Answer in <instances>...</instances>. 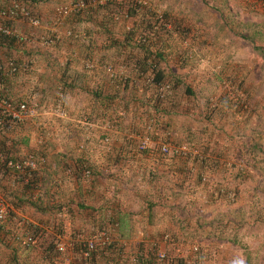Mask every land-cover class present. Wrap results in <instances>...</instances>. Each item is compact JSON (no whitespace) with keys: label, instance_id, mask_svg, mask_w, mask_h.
Masks as SVG:
<instances>
[{"label":"rangeland","instance_id":"1","mask_svg":"<svg viewBox=\"0 0 264 264\" xmlns=\"http://www.w3.org/2000/svg\"><path fill=\"white\" fill-rule=\"evenodd\" d=\"M8 1L0 0V6ZM21 1L27 4L30 10L36 13L35 15L41 17L30 6V0ZM140 1L143 9L138 11L137 17H134L128 12L131 11L132 4L136 0H116L110 14L111 18L114 16L117 18L115 22L114 19L112 20L109 28H115V32L120 33L122 30L130 31L131 27L133 29L131 31L142 30L144 36H152L156 44L153 49L159 48L158 50L165 55L164 60H158L159 66L161 68L167 66L166 75L172 70L176 76L182 78L184 82L181 85L190 86L193 94L187 95L184 92L181 94V90L174 91L175 79L171 77L172 80L168 82H172L169 84L174 91L173 98L175 103L179 102V106L174 107L176 112L174 110L172 114H159L158 117L156 112L145 110L148 107L152 108L151 96L145 103L136 98L128 102L121 101L119 96L121 92L133 95L130 91L132 87L123 89L121 88L123 81H119L120 91L112 101L111 106L114 110L110 113L115 123L120 124L124 129L122 144L125 140H131V146L128 144L124 145L126 147L121 146V142L113 139L115 123L111 127L108 126L109 142L114 145L109 159L115 160L117 164L111 167L112 170H100L98 174L101 178L97 183H94L98 180L95 174L89 184L87 183L90 188L86 187L87 184L82 185L83 189L89 190L85 196L86 201L84 194L78 192L80 195L75 196L76 199L71 201L72 205L65 208L64 213H67L68 217H65L64 213L63 216H58L57 209L52 213L48 210L39 212L31 206L23 205L15 209L11 217L16 214L13 217L16 219L10 217L4 224L3 230L5 228L21 233L22 225L36 224L41 225V228L48 232L50 229L47 226L53 221L55 227L66 229V235L68 234L69 237L65 239L75 241L79 238L77 240L79 241L82 238H94L96 241H102L107 240L109 236L112 244L122 245L120 254L125 252L129 255L124 256L127 257L128 262L123 260L122 264H264V58L250 41L243 39L237 33L240 30L252 33L256 28L264 32V10L262 7L258 9L248 5L246 0ZM168 1L174 7L178 6L175 10L169 9V12L178 17L181 23L174 35L161 32L162 37L159 38L147 25L148 20L155 19L154 11L145 6L155 2L162 5V8L158 7L155 10L156 15L161 19L162 11L168 7ZM62 2L64 5L57 9L55 7L53 14L54 18L61 20L62 24L55 28L60 38L66 42L65 37L71 36L72 30L64 24L74 4L71 0H62ZM182 6L184 8L180 9ZM42 22L37 27L23 22L25 29L22 28V31L29 35L28 42L18 43L17 50L0 48V61L14 58L20 64H26L27 68L30 63L33 66L32 56H37L42 53L44 47H48L42 45L37 36L50 33L49 27L52 21ZM135 23H139L140 26L133 27ZM243 23L253 24L243 26ZM85 26H88L90 41L83 45L82 41H79V44L78 40H75L73 45L67 44L68 48L90 51L92 39L97 45L100 42L101 46L98 47L109 48L107 38L109 35L112 36L111 33H106L100 25L92 21L89 24L85 23ZM171 27H173L171 24L167 25L169 30ZM110 48L117 49L111 45ZM183 48L193 51L195 57L193 55V59L189 58L185 60L186 62H181V53L187 50ZM82 60L85 70L92 65H100L88 59L87 55ZM116 63H103L104 66L102 65L101 68L105 72H112V68L116 67V73H119L120 67ZM87 64L91 66L88 67ZM148 66L147 70L152 67L150 64ZM106 67L110 69L106 70ZM131 72L137 76V71L133 70L127 71L126 75L129 76ZM9 77L14 86L13 90L1 92L8 94L15 101L18 99L19 102L25 101L35 112L32 116L24 115L23 123L14 130L13 135L16 138L13 141L17 140V142L15 144L13 142V145L16 154L12 152L11 155L18 159L26 153L36 159L39 167L34 170L36 172L34 177L42 176L46 180L50 179L49 196H52L50 200L57 201L55 198L61 193L60 189H66L65 193L74 195L71 182L74 183L75 180L67 179L60 184L57 178L62 170L58 169L54 162V153L49 157L43 151L46 148L50 150L55 148L56 130L52 125H48L47 128L42 126L45 115L42 118L43 112L41 113L39 102L42 98L39 96L41 91L36 84L38 78L30 80L35 83L28 82L29 91L26 89L27 69ZM143 77L146 84L152 80V76L144 74ZM7 81H4V85ZM110 107L108 109H111ZM54 108L50 103L49 109L52 114ZM139 112H142L143 117L141 125L137 124V119L136 124L132 122V118L135 119ZM65 122L67 124V121ZM148 123L153 135L142 134L145 138H149L147 148L142 150L136 146V142L141 143L139 135L145 130L148 131ZM67 126L69 127L68 124ZM76 131L81 132L79 129ZM86 133L83 139H89ZM154 136L159 138L167 136L170 152L178 150L176 154L179 155V160L183 161L187 150L192 147L193 151H197L198 156L200 154L202 157L206 156L207 162L200 163L202 160L198 157L196 166L188 165L184 172H179L176 167L181 162L168 161L171 157L166 158L167 154H162L160 147L162 141L160 139L153 141ZM26 137L29 140L27 146L21 140ZM252 145H256L258 150H254ZM205 148H210L211 151L202 152ZM3 149L6 150L5 147ZM3 149L1 148L0 151H4ZM2 154L5 155L3 152ZM172 155L174 154L170 156ZM100 156L104 155L99 153V158ZM162 158H166V162H161L162 164L170 163L168 170H160ZM139 161H144L148 166L141 169L142 164ZM121 163H124L123 166L120 165ZM90 164L93 168H97L100 163ZM4 170H6L4 167H0V173ZM152 172H156L155 174L161 177L159 184L153 186L158 187L157 191H166L171 196L162 194L160 198L155 199L158 202H155L149 217L145 207L140 206L145 205L146 202L134 200L140 189H143L140 184L144 180L143 176L146 175L149 180ZM9 173L12 174L10 175L12 178L2 179L4 176H1L0 182L10 180L11 185L15 184L21 188L25 182H28L29 177L25 178L22 173ZM163 177H167L168 181L162 180ZM101 185H104V192L98 189ZM42 190L40 189L41 193ZM3 192L4 189L0 187V196ZM37 192L38 189L34 192L36 194L34 196H37ZM101 194H107L110 199L105 198L104 203L93 199L98 197L100 200ZM167 196L172 199L167 200ZM79 203L87 208L79 210L77 205ZM106 205L110 206L105 208ZM74 210H77L76 214ZM0 236L4 238L2 234ZM233 239L236 242H233ZM113 249L116 250L112 247L110 251L113 252ZM96 252L98 257L103 259L102 254L105 249L98 247ZM63 255V264H73L72 252Z\"/></svg>","mask_w":264,"mask_h":264},{"label":"trees","instance_id":"2","mask_svg":"<svg viewBox=\"0 0 264 264\" xmlns=\"http://www.w3.org/2000/svg\"><path fill=\"white\" fill-rule=\"evenodd\" d=\"M33 1V0H32ZM79 1L82 0H74L73 4L75 5L76 3H78ZM85 3V5L82 8H74L69 14L70 19H74L75 21H79L84 22V21H92L97 25H100L101 28H103V30L106 33H111V39L109 41L110 45L117 48L118 51L121 52H125V56L124 57H120L119 59H121V62H115L116 64L120 65V70L119 73H116L115 68L113 67L112 72H105L107 73L106 77L109 83V88H107V92H103L102 88H95V89H91V90H87L86 87H84L82 84H78V83H74L73 81H71L72 79L70 78L69 75H65V70H63L62 74L60 75L58 82H59V86L60 89L57 92V96L60 95L62 96V101H63V96L64 98L72 91H74L75 86L78 87L77 91L81 94V93H85V96H92L94 99H96L97 101L93 102V110L92 111H87L86 108L87 106L85 104L82 103V105H80L79 107L75 106L74 110H78L77 112V116H79L80 118L83 119V121L85 122L84 125L82 124H78L79 126V130H82L83 126V131L87 132L88 136L92 134V132L90 131L91 126L92 125H97L99 126L101 129H99V133L96 134L94 140L90 139H84L85 143H91L92 142H96L95 140H97V143H101V144H105L106 146L111 145V143L109 142V134H108V126H113V124L115 123V119H112V115H111V110L113 111L114 109H112V101L115 99L116 95L119 93L120 91V82L123 81V85L121 88L125 89L127 87H132L133 89H140L139 92L142 93L144 95V101L147 102V99H149V96H151L152 101H151V107L145 108L146 112H150L152 111L153 113H155L158 117L162 114L168 113V114H172V111L176 109L174 107H178L179 106V102L177 101V103H175V100L173 98V94L175 90H181V94L186 93L187 95H192L193 92L190 88V86L188 85H181L184 81L182 78L176 76L174 74V72L171 70L169 71L166 75L165 73V69L167 70V66H165L164 68H161V66H159V59H165V55L161 52V50H158L159 48L153 49L155 48V42L154 39L152 40V36H144L142 33V30L138 31V32H134L131 31L133 30L131 27L129 28L130 31H125L122 30L120 33H116L115 28H109V26L112 23V20L115 22V18H117L116 16L111 18V14H110V10L114 9L111 8L113 6L114 3H116V0H110V1H106L103 4H99V3H93L91 2L90 4H87L89 1L91 0H83ZM171 1V0H170ZM200 1H204V0H200ZM248 5L254 7V8H261L262 10H264V0H246ZM118 4V3H117ZM152 4V7H150V5ZM133 5V8L131 7V11H129L128 13L131 14V16L137 17L138 15V11L143 9V6L141 5V1L140 0H136V2ZM150 5H146V8H152L154 11V20H148V28L153 31V34L156 33V37H162L161 32H166L169 35H174L176 33V31L178 30L177 28L180 26V21L178 20V17L173 16V13L169 12L170 6H172V4H167L168 7L167 9H165L164 11H162V16L161 19L158 17L159 15H156L155 10L160 7L162 8V5L158 4V3H150ZM139 7V8H137ZM116 11V10H115ZM180 11H178L179 13ZM114 13V12H113ZM117 14V13H116ZM177 19V20H176ZM69 22V21H68ZM70 23V22H69ZM67 24V22H66ZM171 24L173 27H171V30H169V28H167V25ZM253 23H243V26H252ZM136 26H140L139 23H135L133 24V27ZM112 29V31H111ZM71 36H73V31H70ZM135 33V35H134ZM238 35L240 37H242L243 39H246L248 41L251 42V44L253 45V47L258 51V53L260 54V56L262 58H264V32L262 30H258L257 28L252 32H247V31H239L237 32ZM88 35V34H87ZM117 35V36H116ZM114 36H116L115 38H113ZM87 39V36H86ZM152 40V41H151ZM19 44L15 41V39L11 36H7V35H2L0 34V48H5L7 50H17L18 49ZM183 49H187V48H183ZM193 51H191L190 49H187L183 52V54L181 53L180 56V61H185L186 59H193L195 57L194 54H192ZM171 54L173 52H170ZM194 55V57H193ZM170 57H172L170 55ZM118 59V58H115ZM186 62V61H185ZM105 64H110L105 62ZM151 65L152 67L147 70V67H149L148 65ZM103 64H101L102 66ZM170 66V65H169ZM105 69V68H104ZM137 71L136 74L137 76H135L132 72L129 73V76L126 75L127 71ZM170 70V69H168ZM21 70H19L16 74H18ZM67 74V73H66ZM149 75L152 76V80L149 83H145L144 82V77L143 75ZM11 75L8 76H0V93H4L1 91H5L8 90L7 89V85L10 84V80L9 79ZM64 76V77H63ZM66 76V79H65ZM138 77V79H136ZM167 77V78H166ZM171 77H173L175 79V86H173L174 91L172 86L169 83L172 82H168V80L171 79ZM9 79V80H8ZM8 80V81H7ZM172 80V79H171ZM4 81H7L4 85ZM129 81H131L132 83H129ZM8 83V84H7ZM179 83V85H178ZM78 84V85H77ZM166 84L168 86V92L161 95V93L158 91V87L160 85H164ZM119 85V86H118ZM180 85L182 86V88L180 87ZM154 88V90L152 91V89ZM13 89H11L10 91H12ZM9 91V90H8ZM44 93V90H41ZM53 94L56 93V89L50 90ZM40 92V91H39ZM41 93V92H40ZM7 96H9L8 94H5ZM13 96V95H11ZM172 96V98H171ZM10 97V96H9ZM12 98V97H10ZM13 103L17 104L19 103V99L15 101V99H13ZM86 100V99H84ZM83 100V101H84ZM15 101V102H14ZM25 102V101H22ZM110 103V104H109ZM111 106V109H108V107ZM63 107V106H62ZM69 107V106H68ZM181 108V107H180ZM97 110V111H96ZM96 111V113H95ZM159 111L161 113H159ZM74 113V112H73ZM160 114V115H159ZM145 118V117H144ZM24 119V118H23ZM23 119L18 120L16 122L13 123V125H11V127L9 129H5L4 127L1 128L0 126V149L3 147H5L6 150L2 151L5 155H7V157H12L14 158L15 156L11 155L12 152H14V144L17 142V140H14V138H16L15 135H13L14 130L19 127V125H21L23 123ZM106 124V125H104ZM114 126H116V123L114 124ZM149 126L147 129L148 131H144L143 133H140V137L141 140L143 138H145V135L142 136V134H146V135H153L151 127L148 123ZM151 131V132H150ZM5 136V137H3ZM80 139H83V137L81 136V134L79 135ZM166 138H159V137H153V141L156 142V140L160 139L162 142H160V147L161 144L165 143L168 145L169 140L167 139V136H165ZM79 139V140H80ZM24 143V145H28L29 144V140L28 137L26 138H22L21 139ZM78 140V141H79ZM140 140V141H141ZM164 141V142H163ZM168 142V143H167ZM130 145L131 144V140H125L123 141V146L124 145ZM136 146L138 147L140 143L136 142ZM135 145V144H134ZM131 146V145H130ZM170 146V145H169ZM190 147V146H189ZM254 150H258V147L256 145H252L251 146ZM147 148V147H146ZM204 148V147H202ZM135 149V148H134ZM145 149V148H144ZM177 149V148H176ZM193 148L190 147L185 155L184 160H179V155L176 154V152H178V150H173V153L168 152V153H162L167 154L166 158L169 156L170 159H168V161H177V162H181L180 164L178 163V166L176 167V169L179 172H184L186 167L188 165L191 166H196L197 163H195L197 161L198 157H201V162H207V160L205 159L206 156L202 157L201 154L200 156H198L197 151H193ZM143 150V149H142ZM170 151H171V147H170ZM209 151H211L210 148H205L204 150L202 149V152L204 153H208ZM14 154H16L14 152ZM171 154H174L172 156H170ZM26 155V153L24 154ZM54 161L58 162V159H60L59 157H62V154H54ZM166 158H162L161 162H166ZM17 159V158H14ZM205 159V160H204ZM65 162H68L65 160ZM162 164V163H161ZM196 164V165H195ZM38 165V163H37ZM164 165V164H162ZM0 167H4V172L1 171V176H4L2 179H11L10 175L12 176L11 173L9 172H19L18 170H15L14 168H9L7 167V165L3 162H0ZM39 166H37L38 168ZM36 168V169H37ZM44 168V167H43ZM58 169L62 170L64 173L65 171H69V173H67V175L73 174L74 178H76L77 183L78 184V192H81L82 188V183L85 181H90L92 179V177L99 175L98 173L100 172L99 170H97V168H93L92 165L90 164V161L87 160V158H79L77 160V162L75 163V165L70 166L69 164H65L63 166H57ZM9 169V172H8ZM45 170V169H44ZM175 170V169H174ZM176 172V170H175ZM29 173H31L30 176H28V182H25V185H23V187H17L18 185L15 186L11 185L9 182L10 180H8V182H0V187H2L4 189L3 195H1L2 197H4L6 200L10 201L11 203H13L15 209H19V206H31L34 210H37L39 212L41 211H50L51 213L57 209L58 211V216H63V213L65 212V208H69L70 205H72V200H69L68 202H62V204L60 202H54L52 199L50 200V198L52 196H49V191L51 188L50 183V179L47 177L46 180L45 178H42V176H38V178L34 177V175L36 174V172L34 170H29ZM156 172H152L151 173V177L150 179L152 181H154L157 185L159 184L158 182L160 181V176H157L155 174ZM96 174V175H95ZM184 174V173H182ZM23 175V174H22ZM24 176V175H23ZM60 176V175H59ZM87 178H89V180H87ZM30 180V181H29ZM168 181V179H166ZM13 182V181H11ZM38 182V183H36ZM41 184V185H39ZM61 187H63L61 185ZM37 196H34L36 194H34L35 191H37ZM40 189L42 190V193L40 192ZM158 190V189H157ZM27 191V193H26ZM67 190L66 189H60V192L62 194H65ZM160 191V190H159ZM39 193V194H38ZM60 193V194H61ZM59 195V194H58ZM57 200V199H56ZM71 202V203H70ZM145 209L147 212V216L151 217V211L153 209V207L155 206V200H150V199H146L145 200ZM66 205V206H64ZM78 205V209L82 210L84 208H87L85 205L79 203ZM17 206V207H16ZM65 217L67 216V213H64ZM9 219H7L4 223L0 224V235L2 234L4 236V238H2V236H0V258H5V263L6 264H24L26 263V259H28V257L31 256V254L34 255V259L32 260V264H63L62 260L64 255L62 253H60L59 251H57V249L55 248V241H56V234L61 235L64 238H68V234L66 235V229L64 230L63 228H57L54 226L53 221L51 222V224H49L47 227L48 229H50L48 232L44 231L41 227V225H36V224H27L26 226L22 225V231L21 233H19L18 231L15 232V230H3V226L6 222H8ZM220 225V224H218ZM222 229H224L222 226H220ZM220 228V231H221ZM55 229V231H54ZM218 230V228H217ZM226 230V229H224ZM30 234L32 236V240L31 242H29L28 245H24L22 244V240H24L25 235L26 234ZM54 233V234H53ZM73 234V233H72ZM43 235H45V237L43 238ZM40 238H42L40 240ZM2 239V240H1ZM233 242H236L235 239H233ZM113 242L111 240H109V236H107V240L104 243V245H100L101 243H97L96 244V248H104L105 252H103L104 254H102L103 259L100 257H98L97 252L95 249L91 250L90 252V256L88 258H84L82 252L84 251L85 244H86V238H82L79 241H77V243L75 244L74 248L72 249V263L73 264H100L101 262L105 263V264H122L123 260H126V262H128L127 257L124 256H129L127 253H122L121 252V244H112ZM114 248L116 250L113 249V252H111V248ZM5 251H2V250ZM20 250H22L20 252ZM8 251V252H6ZM115 251V252H114ZM38 253V254H37ZM120 254V255H119ZM37 255V256H36ZM121 257H123L121 259ZM3 260V259H1ZM5 263H1V264H5Z\"/></svg>","mask_w":264,"mask_h":264},{"label":"crops","instance_id":"3","mask_svg":"<svg viewBox=\"0 0 264 264\" xmlns=\"http://www.w3.org/2000/svg\"><path fill=\"white\" fill-rule=\"evenodd\" d=\"M30 6L32 7L33 10H35L41 17L40 20L41 22L46 20V21H52V25L49 27V29L51 30L50 33H42L39 36H37L40 40L42 35H49V36H54L58 39H56V41L51 44V45H46L48 47H44L42 50V53H39L37 56H32L31 62L33 63V66L30 64H28V68H27V73H28V79H27V87L26 89H28L30 91V86H28V82L30 83H35L32 82L30 80L34 79V78H38V82L37 87L38 89L41 91L42 89L44 90V93L41 91V94L39 93V96H41L42 98L40 99V104H41V113L43 112V114L41 115L42 118H45L44 120H42V126L44 128H47L48 125H52V127L55 128L56 132H55V138H54V144L55 148L53 150H50L49 148H46V150H43L46 155L48 154V156L50 157V154H62V157H59L60 159H58L57 161H54L56 166H63L64 163L69 164L73 167V165H75V163L77 162V160L79 158H87L89 159L90 163L93 162H99L100 164L97 165V170H112L115 164H117V162H115V160L113 159H109V155L112 154L113 152V146L114 145H103V144H99L97 143V140H95L96 142H92L91 140H94V138L96 137L95 135L99 133V129H101L99 126L97 125H92L90 131L92 132L91 136H90V143L88 142L87 144L84 142V139H80L79 135L81 134V136L83 137L85 135V130L83 131L80 130L81 132L76 131V129L79 128L78 124H82L84 125V121L82 118H80L79 116H77V112L78 110H74L75 106L79 107L80 105L85 104L87 106L86 110L87 111H92L93 110V102L97 101L96 99H94L92 96L88 95L85 96V93H79L77 91V88L75 86L74 91L70 92L65 98L63 96V101H62V96L58 95L57 96V92L60 89V84L58 82V79L60 77V75L62 74L63 70H65V75H69L70 78L72 79L71 81H73L74 83H78L79 85L82 84L84 87L87 88V90H91V89H95V88H102L103 92H107V88H109V83L107 80V75L105 73V70H102L101 68V64L107 62H121V59H119L121 56L124 57L126 54L125 52H121L118 51V49H111L110 48V43H109V48H100L98 47L99 45L101 46L100 42L95 43L92 39V41L90 42L92 44V47L90 49V51H84V50H77L74 48H68L67 44L70 43L71 45L74 44L75 40L82 41L83 45L85 43H87L90 37V32L89 29L87 28L88 26H85V23L89 24L90 21H84V22H79V21H75L74 19H70V14L69 16L66 17V22L64 26L67 27L68 29H71L73 31V36H69V37H65L67 39V41L65 42L63 40V38H60L59 34L57 33V29L55 28V26L57 25H61L62 23L59 21H56V18H54V14L55 10L54 8L56 7V9L59 6L64 5L62 0H30ZM52 1H55V3H52ZM74 0H71V2H73ZM185 2V1H184ZM184 2H182V4H184ZM50 3H52V6H50ZM200 3V2H198ZM195 3V4H198ZM202 3V2H201ZM49 4V6H48ZM168 4H170V2L168 1ZM178 6L174 7V6H170V10L173 9H177ZM184 7L182 6L180 9H183ZM74 9V8H73ZM36 14V13H35ZM70 23H69V22ZM17 27L22 30V28L25 26V24L22 21H17ZM43 23V22H42ZM63 26V29H64ZM25 29V28H23ZM82 31V32H81ZM56 32V33H53ZM88 34V35H87ZM87 36V39H86ZM117 36V35H116ZM116 36H114L113 38H115ZM30 38V37H29ZM69 38L70 42H69ZM91 38V37H90ZM112 37L109 35V38H107L108 42L110 41ZM41 43V42H40ZM42 44V43H41ZM80 44V43H79ZM96 44V45H95ZM44 45V44H42ZM97 46V47H96ZM103 47V46H102ZM88 56V59H91L92 61L96 62L97 64H100L99 66L96 65H92L91 68H87L86 70L83 68L82 66V58H84L85 56ZM118 58V59H115ZM30 61V60H29ZM120 64V63H118ZM104 66V65H103ZM120 66V65H118ZM90 70V71H88ZM64 77V76H63ZM66 79V76H65ZM77 84V85H78ZM31 85V84H30ZM13 83L7 85V89L11 90L13 89ZM129 88V87H128ZM25 89V90H26ZM56 89V93L53 94L50 90ZM130 89V88H129ZM130 91L132 92L131 96L130 94H128V92L120 93V100L125 102L130 101L132 98L133 99H137V100H143L142 103H145L146 101H144V95L142 93L139 92V90L130 89ZM130 92V93H131ZM26 93V92H25ZM86 99V100H84ZM152 99V98H150ZM51 100V101H50ZM59 100V104L60 107L58 109L54 108L53 110V114L50 111V103L53 104V106L55 107L56 103ZM84 100V101H83ZM63 106V107H62ZM69 106V107H68ZM110 107V106H109ZM97 111V110H96ZM95 111V113H96ZM74 112V113H73ZM48 113V115L46 114ZM53 115V116H52ZM41 118V119H42ZM137 119V124L141 125L142 124V112H139V115L136 116V118H132V122L134 124H136L135 120ZM40 120V119H39ZM67 124L69 125V127L67 126ZM133 124V126L137 129V127ZM83 128V126H81ZM115 131L112 133V137L113 139H115L117 142H121V139L124 138L125 136V132H122L124 129L121 127L120 124H116L115 126ZM108 134H110V129L108 130ZM86 136H88V134L86 133ZM89 137V136H88ZM87 137V138H88ZM80 139V140H79ZM112 139V138H111ZM79 140V141H78ZM47 141V140H46ZM81 143V144H79ZM79 146H78V145ZM121 146L122 142H121ZM126 147V146H124ZM99 153L102 155H104L103 157L100 156L99 158ZM105 154L107 157H105ZM89 155L91 157H89ZM68 161V162H65ZM142 165H140L141 169H144V167H147L148 165H146L147 163H145L144 161L141 162L139 161ZM136 163V162H135ZM153 163V162H152ZM157 164V162H154ZM102 164V165H101ZM124 163H121L120 165L123 166ZM113 165V166H112ZM127 165V163H126ZM125 165V166H126ZM169 165L170 163L167 162L166 165H161V169L160 170H168L169 169ZM99 166H101V169H99ZM102 172V171H101ZM67 173H69V171H65L64 172H60L57 178L58 182L61 184L62 182H65L67 179L70 181H74V183L71 182V187L74 189V195L72 193H65V194H59L56 195V198L58 202H60L62 204V202H67L69 200H73L76 199L75 196H79L80 194H78V184H77V180L76 178H74L73 174L67 175ZM103 173V172H102ZM98 180L94 181V183H97L99 181V179L101 178L99 175H97ZM161 178V177H160ZM167 177H163L162 180L166 181ZM143 179L141 181V187H143V189H140V191L138 192V194L136 195V198L134 201L136 202H144L146 199H150V200H155L157 198H160L161 195L167 194L166 191H162L159 192L157 191L158 187H154L153 185H157L154 181H152L151 179L147 180V176H143ZM56 180V179H55ZM87 180H89V178H87ZM102 180L106 181L105 179L102 178ZM146 181V183H144ZM89 181H85L82 183L83 185L87 184ZM74 184V185H73ZM89 184V183H88ZM87 184L86 187L90 188V186ZM81 189V192L84 194V199L86 194L89 192L88 189H83V186ZM98 189H100L102 192H104V185H101L98 187ZM109 194V193H107ZM101 194L100 196V200L98 197H94L93 199H95L98 202H102L104 203V199L106 198L107 200L110 199L108 196ZM107 196V197H106ZM171 196V195H169ZM167 196V200L168 199H172L171 197ZM102 198V199H101ZM86 201V199H85ZM110 205H106L104 206L105 208H108ZM141 207H145L144 204L140 205ZM104 207H102L104 209ZM77 210H74V213L76 214ZM91 214V213H90ZM79 222V221H77ZM3 259V260H1ZM34 259V255L31 254L30 257H28V259H26V263L24 264H32V260ZM5 258H0V264L1 263H5ZM6 264V263H5Z\"/></svg>","mask_w":264,"mask_h":264},{"label":"built area","instance_id":"4","mask_svg":"<svg viewBox=\"0 0 264 264\" xmlns=\"http://www.w3.org/2000/svg\"><path fill=\"white\" fill-rule=\"evenodd\" d=\"M106 1L110 0H91L87 4L99 3L103 4ZM86 2L79 1L74 5V8H82ZM73 10V9H72ZM66 12V11H65ZM17 21H22L30 26H40L42 24L40 18L35 15L29 8V6L23 3L21 0H9L8 3L0 6V34L11 36L15 39L17 43L23 44L24 42H28L29 35L26 32H23L17 27ZM56 21H60V19H56ZM71 34V33H70ZM56 41L54 36L42 35L40 38V42L44 45H51ZM88 67L91 64H87ZM26 64H20L14 58H8L5 61H0V76H8L14 75L19 70H26ZM109 70L110 67H106V70ZM158 91L161 95L168 92V86L166 84L160 85L158 87ZM15 102V101H14ZM60 107L59 100L55 105V108L58 109ZM34 110L29 107L26 102H19L17 104L13 103L12 98L5 95L4 93H0V126L1 128L9 129L14 122L21 120L24 118V115L32 116L34 115ZM149 144V138H143L141 143L139 144L140 149H144ZM162 153L170 152V146L163 143L161 144ZM0 162H3L9 168H14L15 170L20 171L25 178L30 176L29 170H35L37 168V161L31 154H26L21 156L18 159L10 158L2 154L0 151ZM15 212V207L13 203L2 198L0 196V224L4 223L7 219L11 217V214ZM16 215V214H15ZM13 215L11 218L15 217ZM16 219V218H13ZM105 233V232H104ZM55 248L62 254H70L72 249L74 248L77 240L65 239L59 234H56ZM32 236L28 233L25 235L24 240H22V244L28 245L31 242ZM101 243L100 245H104L106 240L96 241L94 238H86L85 249L82 252L84 258H88L90 256L91 250H96V244Z\"/></svg>","mask_w":264,"mask_h":264}]
</instances>
